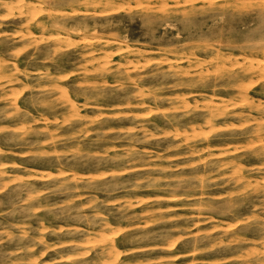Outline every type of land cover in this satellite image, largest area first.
<instances>
[{"label":"rangeland","instance_id":"1","mask_svg":"<svg viewBox=\"0 0 264 264\" xmlns=\"http://www.w3.org/2000/svg\"><path fill=\"white\" fill-rule=\"evenodd\" d=\"M0 264H264V0H0Z\"/></svg>","mask_w":264,"mask_h":264},{"label":"bare ground","instance_id":"2","mask_svg":"<svg viewBox=\"0 0 264 264\" xmlns=\"http://www.w3.org/2000/svg\"><path fill=\"white\" fill-rule=\"evenodd\" d=\"M19 1V0H18ZM50 0H48V2H49ZM57 2V1H56ZM186 3V2H185ZM52 9V8H51ZM55 9H56V7H55ZM48 11V10H47ZM48 15V14H47ZM53 24H54V22L53 21H51ZM56 22V21H55ZM57 26V25H56ZM73 32V31H72ZM79 33V32H78ZM130 61V60H129ZM128 61V62H129Z\"/></svg>","mask_w":264,"mask_h":264}]
</instances>
